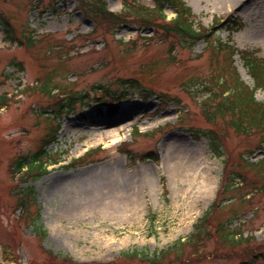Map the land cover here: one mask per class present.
<instances>
[{
    "label": "rangeland",
    "instance_id": "374dc122",
    "mask_svg": "<svg viewBox=\"0 0 264 264\" xmlns=\"http://www.w3.org/2000/svg\"><path fill=\"white\" fill-rule=\"evenodd\" d=\"M124 1L107 4L120 13ZM186 1L206 27H217L212 42L231 40L235 51L264 56V0ZM236 18L243 28L231 36L225 21ZM151 29L96 23L79 0H0V261L5 252L18 264H63L60 254L76 264H264V166L244 165L264 159L261 136L239 135L219 121L229 171L244 181L219 195L224 164L202 136L213 127L201 100L218 91L219 77L229 81L231 52L222 44L190 50L175 39H150ZM234 62L254 86L238 54ZM98 88L107 101L127 95L106 110L94 100ZM57 89L75 97L60 115L67 99ZM47 137L56 141L46 146ZM44 145L59 162L24 184L13 164L31 161ZM201 182L207 189L198 191ZM26 187L35 189L30 209L40 211L45 237L19 218L17 192ZM208 210V233L188 239ZM224 228L249 238L233 240ZM133 250L144 257L124 256Z\"/></svg>",
    "mask_w": 264,
    "mask_h": 264
},
{
    "label": "trees",
    "instance_id": "16d2710c",
    "mask_svg": "<svg viewBox=\"0 0 264 264\" xmlns=\"http://www.w3.org/2000/svg\"><path fill=\"white\" fill-rule=\"evenodd\" d=\"M79 4L84 9L85 14L96 23L104 22L112 29L119 28L122 25L138 26L139 29L153 28L154 36L158 35L166 40L175 39L183 48L193 49L199 42H209L215 35L214 30L211 31L203 23L197 22L198 16L183 0H153V6L137 0H125L124 9L120 13H114L108 10L107 0H79ZM168 8L176 14L175 18L167 20L166 10ZM235 25L238 26L237 23ZM152 38L150 37V39ZM241 56L255 80V88L252 89L247 86L236 71L230 67L229 81L223 75L219 77L218 80H220V83L218 91L211 90L209 95L203 100V115L210 123L217 124L221 122L241 135L251 136L259 134L261 136V144H264V101H259L255 97L258 89L264 90V58L257 51H243ZM126 95V93L119 95L115 97V100H120ZM110 106L113 105L111 104ZM203 135L209 140L210 153L217 158H224V181L219 192H226L230 187L228 184L231 179V173L228 172L229 161H227L228 159L226 157L224 139L213 128L205 131ZM89 154L91 153H87L86 156ZM38 160L39 158L35 157L29 161L28 171L23 174L21 180H29L28 177L35 179L47 172L46 161L37 164ZM22 165L20 161L17 163V170L19 172L21 171ZM162 181L163 183L165 182L164 177ZM18 194L20 195L19 198H22L19 206L23 207L24 210L21 216L23 221H26L24 223L27 226L35 224L39 218V214L32 213L30 209L31 205L34 204L32 197L34 195V189L29 187L19 191ZM204 219L205 221L203 222ZM201 220L195 225L196 231L191 236L194 241L208 233L205 228L206 216L201 218ZM38 227L39 230H43L42 226ZM232 236L234 237V235ZM233 237L231 238L235 240ZM135 255L144 257L138 251L126 252L124 256ZM147 257H149L148 253ZM3 258L5 262L17 263V259L11 258L5 252ZM159 258L156 257L155 260ZM61 260L63 264H76L68 257Z\"/></svg>",
    "mask_w": 264,
    "mask_h": 264
},
{
    "label": "bare ground",
    "instance_id": "6f19581e",
    "mask_svg": "<svg viewBox=\"0 0 264 264\" xmlns=\"http://www.w3.org/2000/svg\"><path fill=\"white\" fill-rule=\"evenodd\" d=\"M224 1H225V2L228 1V2H231V3L234 2V0H224ZM236 1H237L238 4L241 3V0H236ZM226 3H227V2H226ZM111 134H113V133H111ZM150 181H152L151 178L149 179V182H150ZM201 183H202V182H201ZM205 189H207V184H206V183H205V184L202 183V184L198 187V191H200V190L203 191V190H205Z\"/></svg>",
    "mask_w": 264,
    "mask_h": 264
}]
</instances>
